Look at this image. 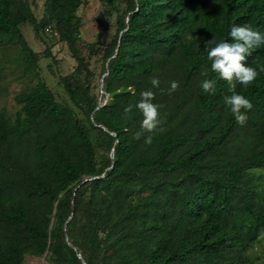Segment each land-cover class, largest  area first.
I'll return each mask as SVG.
<instances>
[{
    "label": "trees",
    "instance_id": "trees-1",
    "mask_svg": "<svg viewBox=\"0 0 264 264\" xmlns=\"http://www.w3.org/2000/svg\"><path fill=\"white\" fill-rule=\"evenodd\" d=\"M81 3L44 0L37 19L28 0H0V45H18L24 71L37 78L14 95L13 115L0 106V264H22L27 254L53 264H252L264 185L246 172L264 168V44L246 61L257 79L237 83L253 105L241 126L206 41L231 40V27L245 23L264 34V0H127L108 43L82 42L102 51L100 99L78 46ZM21 23L38 37L50 28L68 46L76 66L58 81L82 119L39 78ZM205 72L214 94L201 87ZM173 80L180 86L169 94ZM145 90L155 93L161 124L137 139L143 115L124 108Z\"/></svg>",
    "mask_w": 264,
    "mask_h": 264
},
{
    "label": "rangeland",
    "instance_id": "rangeland-1",
    "mask_svg": "<svg viewBox=\"0 0 264 264\" xmlns=\"http://www.w3.org/2000/svg\"><path fill=\"white\" fill-rule=\"evenodd\" d=\"M30 7L37 19L42 16L44 0H28ZM127 8V0H109L104 3L100 0H82L77 8L76 14L80 17L79 26V48L85 57L88 68L91 71L88 83L90 93L101 98L103 89L101 86L103 72L102 51H90L84 43H98L105 45L116 33L119 25L118 15ZM21 31L27 40L28 45L34 52H37L36 72L48 88L52 91L56 101L69 105L74 109L75 116L82 119V112L70 101L64 86L59 83L60 75L73 73L76 62L72 57L68 46L58 39L56 33L47 28L36 36L32 26L28 23H21ZM49 47L51 56H44L45 48ZM24 60L18 45L5 42L0 45V106L13 115L19 108L14 102V95L28 86L34 85L37 78L33 73L24 71L22 65ZM84 83L82 74L79 75ZM103 102V100H102ZM95 136V132L92 133ZM96 159L100 162L105 154V146L102 143L97 145ZM100 160V161H99ZM246 180L252 184L264 185V168H253L246 172ZM247 253L252 264H264V234L251 244ZM22 264H53L49 256L25 255Z\"/></svg>",
    "mask_w": 264,
    "mask_h": 264
},
{
    "label": "clouds",
    "instance_id": "clouds-1",
    "mask_svg": "<svg viewBox=\"0 0 264 264\" xmlns=\"http://www.w3.org/2000/svg\"><path fill=\"white\" fill-rule=\"evenodd\" d=\"M229 36L231 40L216 39L214 36L206 41L207 59L211 61V71L227 82L230 95L224 96L225 105L229 106L235 121L241 126L247 122V112L251 111L253 105L250 99L237 92V83L247 88L257 79L259 73L256 68L247 66V57L261 45L264 44V34L255 29L250 23L233 25ZM264 71V68L261 69ZM201 87L205 93H215L216 79L207 78V72L202 73ZM152 88H158L160 79L157 76L151 78ZM178 81H171L169 94L179 89ZM155 93L152 90L141 92L140 99L135 105L129 104L124 108L125 116H128L133 107L138 109L142 115L141 131L135 134L139 139L143 133L156 131L161 124L159 118L160 105L153 103ZM151 143V136L146 139Z\"/></svg>",
    "mask_w": 264,
    "mask_h": 264
},
{
    "label": "water",
    "instance_id": "water-1",
    "mask_svg": "<svg viewBox=\"0 0 264 264\" xmlns=\"http://www.w3.org/2000/svg\"><path fill=\"white\" fill-rule=\"evenodd\" d=\"M107 74V73H106ZM103 84H102V80H101V86H102ZM69 243V242H68ZM77 256L79 257V258H81V256H80V254L79 253H77ZM82 263H84L85 264V261L84 260H82Z\"/></svg>",
    "mask_w": 264,
    "mask_h": 264
},
{
    "label": "built area",
    "instance_id": "built-area-1",
    "mask_svg": "<svg viewBox=\"0 0 264 264\" xmlns=\"http://www.w3.org/2000/svg\"><path fill=\"white\" fill-rule=\"evenodd\" d=\"M106 100V96H105V98H104V100H103V102Z\"/></svg>",
    "mask_w": 264,
    "mask_h": 264
}]
</instances>
